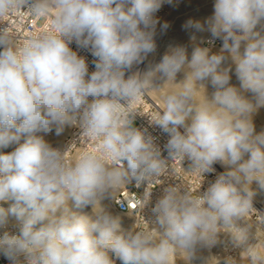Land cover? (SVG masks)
Listing matches in <instances>:
<instances>
[{
  "label": "clouds",
  "instance_id": "1",
  "mask_svg": "<svg viewBox=\"0 0 264 264\" xmlns=\"http://www.w3.org/2000/svg\"><path fill=\"white\" fill-rule=\"evenodd\" d=\"M165 3L173 0H0V19L22 11L51 16L49 30L20 45L0 29V148L15 145L0 153V203L11 201L0 206V228L9 217L19 225L18 234L0 235L10 264H114L109 253L121 264H174L177 252L191 264L221 231L244 247L249 264H264L248 243L251 225L239 223L252 211L251 185L264 191V131L257 133L252 121L264 107V0H214L209 18L184 27L193 41L205 31L209 43L221 40L219 53L193 44L189 56L187 46L170 45L158 63L125 78L156 51L155 14ZM72 42L90 51L95 71ZM229 57L239 88L230 84L232 68L222 66ZM180 72L184 79L174 83ZM169 82L175 90L150 119L169 137L168 158H187L201 175L217 162L226 171L203 194L166 187L152 208L157 236L126 231L102 201L132 181L153 182L168 165L126 109ZM206 84L214 89L210 98ZM77 124L99 139V155L84 152L69 163L65 151L38 135ZM69 200L90 206L92 215L71 212Z\"/></svg>",
  "mask_w": 264,
  "mask_h": 264
},
{
  "label": "built area",
  "instance_id": "2",
  "mask_svg": "<svg viewBox=\"0 0 264 264\" xmlns=\"http://www.w3.org/2000/svg\"><path fill=\"white\" fill-rule=\"evenodd\" d=\"M170 9V11H172L173 8L170 6ZM54 14L55 10H53V15ZM170 14L171 13L167 14L166 12H161L160 10L155 14L159 20L157 28L161 26L160 21L163 22ZM50 27L51 16H32L26 11L17 12L11 16L0 19V29L7 28L14 36L17 45L22 44L28 36L49 30ZM69 47L75 51L78 56L85 58L89 73L95 71V58L88 49L79 48L75 42L69 44ZM129 75H131V73L126 72L125 78ZM160 111V107L156 103L150 101L146 95H142L126 109L127 113H134L133 126L141 130L147 129V134L154 138V143L160 148L162 158H165L168 163L164 174L149 184L136 185L135 181H132L128 185L122 186L115 194V198L112 199L111 203L115 215H119L123 220L122 228L124 230L151 232L154 236L158 234L154 229L157 225L154 222L155 216L152 213V208L157 200L164 194V189L166 187L176 186L179 187L181 192L189 191L193 195L203 194L210 184L215 181L217 176L225 172L221 169L219 162L213 165L215 169L214 172L201 175L197 171H192L191 161L187 158L184 160L179 157L174 160L169 159L168 153L164 147L169 137L150 122V119H155ZM64 130L66 131L60 145L67 149V154L64 155L67 162H74L77 159L75 156L77 152H85L83 150L84 148H86V152L100 154L98 149L99 139L85 136L81 132L78 124L66 126ZM70 151H73L75 155H72ZM239 223L242 225L243 220L239 221ZM5 231L10 234H18L19 225L16 224L13 228H0V235H3ZM226 232L227 231H221L218 235ZM219 241L218 239L216 243L218 244ZM216 243L210 248L199 249L197 258L191 261V264H209L210 260L218 258L220 254L216 247ZM109 256L112 258L114 264H121V261L113 256L112 253H109ZM184 258H186L184 254L177 252L174 264H188V262H183L185 261ZM23 259V256H21L20 260L23 261ZM0 264H10V261L2 253H0Z\"/></svg>",
  "mask_w": 264,
  "mask_h": 264
},
{
  "label": "rangeland",
  "instance_id": "3",
  "mask_svg": "<svg viewBox=\"0 0 264 264\" xmlns=\"http://www.w3.org/2000/svg\"><path fill=\"white\" fill-rule=\"evenodd\" d=\"M189 1L188 0H173V3L171 5H169L167 3L163 4L162 7L160 8V11L166 12L167 14L168 13H171V14L165 20H163V22L160 21V25L164 24L165 22L168 24V21L172 20L173 18H175L173 24H175L176 22L178 24L181 20L182 10L184 11L185 8L190 6V4L188 3ZM199 2H200L199 5H196V6L193 5V9H189V11H184V12H190L191 13V11L192 12L196 11L199 8H202V9L207 8L210 10L211 13H212V11H214V0H201ZM170 6L173 8L172 11H170L171 10ZM202 6H204V8ZM174 15H175V17H174ZM158 29L156 30L155 35H157L159 33V31L161 30V27L159 26ZM195 36L197 37L195 41L191 40L190 36L189 37L187 36L188 39H186V41L184 42L185 43L184 45L187 46V51L189 53V56L191 54L193 44H200L201 46L209 47L210 48V54L211 53H219V51L222 47V41L221 40L216 39L212 43H209V40H211V36L207 31L198 33ZM176 41H177V43H175V40H174V45H181L182 41L180 38H178ZM225 55H228V54L225 53ZM148 58H149V56L147 57V61L145 60L143 63H141L139 65H135L130 73L132 74V72H134L133 70L142 72L141 70L143 69V66L148 63ZM222 66L232 68V71L230 72V76H231L230 84L239 88V81L237 80V78L234 74L235 65L233 64L231 58L229 57L224 62V64ZM151 91L153 92V90H150L147 93V95L150 94ZM213 91H214V89L211 87V85L206 84L205 94L209 98L211 97V94ZM154 94L156 96V93H154ZM147 95H146V97H149ZM244 95L249 99L252 98L251 93H244ZM198 96H199V94H198ZM149 98L151 99V97H149ZM152 100H153V98L150 101H152ZM155 100L156 99H154L153 101H155ZM154 103H156V101ZM252 121H253V124L255 126V131L257 133L264 131V107L259 108L256 112H254L252 114ZM181 131H183V129H181ZM38 135H42L44 137V139L53 148L59 149L62 152L65 151L64 155L67 154V149L60 145L63 138L61 139V137H60L61 141H60V143H59V141L57 143L56 142L57 140L55 141V137H57V136H56V134H54V132L53 133L50 132L47 134L38 133ZM57 145H59V146H57ZM14 148H15V145H12L8 148H0V153H4V154L10 153L11 151L14 150ZM83 150L86 152V148H84ZM70 152L72 155H75V153L73 151H70ZM83 153H84L83 151L82 152L78 151L77 155H75L76 158L78 159L79 156ZM220 165L222 167L221 169L226 171L225 166H223L221 163H220ZM251 187L253 190H255L256 194L254 195L253 200H252V211L247 218L248 220L243 221L242 226L245 223L251 225L250 230H249V241H248V243L252 244V245L256 244V251L261 256H264V213H262V209H261V208H264V193L261 192L260 189L258 190V186L256 184H252ZM255 187H257V188H255ZM109 197L110 196L106 197L102 201V203L113 214H115L113 212V210L109 207V201H108ZM69 201H71V200H69ZM6 203H8V205L10 206L11 201L6 202ZM4 205H5L4 203H0V206L7 208ZM83 210H85V213H86L85 215H88V216L92 215V208L90 206L83 207ZM13 221H16V220H8V222H9L8 224L12 223ZM222 233H220V235H218V238H217V240L218 239L220 240L219 243L218 244L216 243V247L218 248L220 255L218 258L210 260L209 264H249L248 255H247V253H244V247L243 246H236L234 244L232 237H231V234L229 232H226L224 234H222ZM229 258H231V259H229ZM183 262L187 263V261H183Z\"/></svg>",
  "mask_w": 264,
  "mask_h": 264
},
{
  "label": "bare ground",
  "instance_id": "4",
  "mask_svg": "<svg viewBox=\"0 0 264 264\" xmlns=\"http://www.w3.org/2000/svg\"><path fill=\"white\" fill-rule=\"evenodd\" d=\"M199 1H201V0H190L188 2L190 4V6L185 8L184 11H189V9H193V5H195V6L199 5V3H200ZM202 7L204 8V6H202ZM208 10L209 9H207V8H204V9L199 8L196 11H193V12L191 11V13L190 12H184L182 10L181 20L178 24H177V22L175 24H173L175 18L172 17L173 19L171 18L172 20L168 21L169 27L164 31L160 30L159 33L154 36L155 43L157 45L156 51L153 54L149 55L148 63L143 66V69L141 71L144 72L147 69V66L149 65V63H153V64L158 63L160 61V59L162 58V56L165 54V52L168 50L169 46L170 45L175 46L174 40H175V43H177L176 40L178 38H180L182 41L181 45H184L185 44L184 42L186 41V39H188L187 36L189 37V36L193 35V33H191L190 31L185 30L184 26H185L186 22L191 19V20H199L200 22L203 23L207 18H209L213 14V11L211 13L210 10L209 11ZM174 17H175V15H174ZM196 34H198V33H194V35H196ZM146 61H147V59H146ZM133 71L136 72L135 70H133ZM183 79H184V72H180L177 74V77H176V80L174 81V83H180ZM157 83H161V82L158 81ZM174 90H175V86L171 82H169V83L161 86L159 89L153 90V92L151 91L150 94H148L147 96L151 97V99L153 98V100L156 99L155 100L156 104L162 110L164 107L163 97L165 95H167L169 92L174 91ZM154 93H156V96ZM149 97H147V98H149ZM155 101H153V102H155ZM65 131L66 130H63V132H62L63 134L61 133L60 135H56L57 137H55V141L57 140L56 141L57 143H58V141L60 143V141H61L60 137H61V139L64 137ZM54 134H55V132H54ZM220 167H221V165H220ZM253 184H256V183L254 182ZM255 188H257V187H255ZM258 190H259V188H258ZM261 192L264 193V191H261ZM112 199H113V197L110 196L109 200H108L109 201V207L111 209H112V206H111ZM4 204H5L4 205L5 207H7V208L9 207L8 203H4ZM68 208L71 212L77 213L79 215H85L86 214L85 210H83V207H81V208L75 207V205L73 204L72 201H68ZM261 209H262V213H264V208H261ZM9 220H15V218L9 217ZM8 223L4 227L13 228L14 225L18 224L17 221H13L10 224H8ZM121 223L123 224L122 219H121ZM8 230H10V229H8Z\"/></svg>",
  "mask_w": 264,
  "mask_h": 264
}]
</instances>
